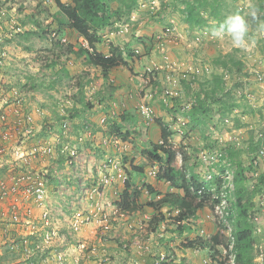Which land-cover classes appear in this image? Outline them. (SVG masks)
<instances>
[{
    "label": "rangeland",
    "instance_id": "1",
    "mask_svg": "<svg viewBox=\"0 0 264 264\" xmlns=\"http://www.w3.org/2000/svg\"><path fill=\"white\" fill-rule=\"evenodd\" d=\"M62 1L72 2V0ZM217 1L220 8V19L209 14L211 9L208 5L206 11L203 12L208 26L197 24L192 26V23L186 21L188 15L187 11L184 12L185 0H145L146 6H139L137 3L133 13V22L130 23L128 30H125L123 25L119 27L117 21L113 25L101 29L100 34L103 39V43L99 45L101 50L109 51V45L115 43L123 50L127 51L129 48L135 52L137 62L131 63L134 66V71L129 67L118 69L120 74L122 69L128 70L129 76L127 78L124 74L125 79H118L119 76L116 73L104 77L95 66H89L84 61V56H77L75 53L72 54L73 52L63 54L62 62L56 67H52V69L45 67L41 58L50 55V53L47 54L44 46L51 44L49 41L39 43L34 39V36L26 37L28 39L21 36L18 37V40L9 42L7 51L11 59L7 61L5 67H12L13 75L16 76L12 79L13 83H21L27 76L33 78L36 82L35 90L39 93L33 95L26 92L29 101L45 103L50 110L55 106L56 109L57 102L64 103L66 98L68 108L76 106L83 108L87 102H91V109L99 111L103 106L109 105L110 109L99 121L100 133L96 134L98 131H95L94 134H90V131L86 132L79 120L72 121V123L70 120L68 121V133L73 132L72 136L82 139H89L90 134L93 135L94 140L98 141L101 135L102 138L103 136L110 138L115 136V134H108L112 127L111 123L122 124V130L130 132V134L127 133V139H123V141L127 143V151L131 148L134 155L132 158L129 157L131 159H126L125 163L128 162V166L132 161L138 162L144 156L143 151L152 146L154 140L159 137L160 128L155 124L154 118H164V121L174 130L171 146L177 151L175 166L179 170L183 168L182 172H187L189 175H191L194 166L199 171L201 179L211 184L213 198L221 196V201L226 200L222 205L225 208L221 206L220 209L214 206L216 202L207 201L204 208L187 221L183 233L176 229L174 238L177 246L183 245V241L188 237L194 238L197 232L192 230L195 229L203 228L209 235L215 234L217 231L227 237L229 234H233L238 219L234 207L236 188L233 176L238 165L237 160L230 155V150L237 152V157L241 158L245 168L247 188L249 190H253L257 186L261 188V191L253 198L254 206L248 219V222L253 224V236L256 238L254 263L260 264L257 259L259 248L260 245L264 247V31L259 26L264 25V0ZM111 4L114 7L122 5L120 0H111ZM262 6L263 8H261ZM1 7L6 14L15 15L26 28L32 23L31 19L33 18L44 26L53 23L54 26L50 29L59 30L55 19L59 8L55 0H11L8 5ZM250 8L256 9L255 17L248 15ZM237 12L245 15L248 20L250 46L247 50L234 48L227 37L224 40H217L211 36V30L215 25H219L217 20L223 21L225 17ZM167 28L171 31L167 32ZM62 33H65L63 37L65 40L68 37H73V35L70 36L72 32L66 25L63 26ZM57 38H59V34ZM139 39H145V42L142 43ZM74 41L73 39L72 42ZM26 46L34 47L33 52H38L41 46L44 49L40 50L39 55H34L29 52L31 50L26 49ZM73 46L74 50L77 49L78 43ZM66 48L68 47L65 46L64 49ZM227 54H233L246 62V67L241 72H232L219 66L217 68L213 66L214 58H225ZM24 62L29 63L30 67L25 66ZM212 70L216 74L223 75L225 81L223 89H219L214 95L215 98L222 97V103H214V100L207 94V90H212L214 85ZM196 75H198L199 81L195 80ZM8 76L10 77L9 74ZM79 82L82 83L81 86ZM186 84L191 86L190 90H187ZM73 95L76 97L74 98ZM199 97L206 99L208 104L214 103V114L207 118V123L195 124L187 112ZM142 105L150 107L149 116L143 111ZM177 105L181 106V111L175 117L168 109H173ZM221 107L224 108L223 112H220L219 108ZM85 109L86 111L90 110L88 106ZM56 114L57 112L53 113V117ZM127 115L129 116L127 120L122 118ZM106 118L108 119L106 120ZM40 120L42 117L37 121L39 126ZM47 121L45 120V122ZM39 126H36V137L33 140L45 138L44 140L48 141L52 135L46 131L41 135V126ZM82 132L83 134H81ZM33 140L30 139V141ZM252 148L254 149L251 151ZM182 150L190 156L189 163L184 166L181 157ZM102 154L103 149L101 148L97 152L95 150L93 152L90 147H85L75 158L76 164L68 166L69 168L66 169V182L62 179L61 185L56 187L54 195L57 192L58 199L51 197L46 206L45 204L35 205L31 202L28 204L30 205L28 210L34 216H39L41 211L47 207L53 215H68L70 213L67 210L73 208L76 202L80 203L83 209L85 206L88 208L92 201L78 199V193L70 185H74L75 182L70 177L79 181V187L84 185L88 178H92L94 171L97 173V168H100L99 165L104 162V157L100 156ZM35 163L39 165L43 162L36 160ZM44 163H49V168H52V165H57L54 160L49 158L44 160ZM152 164H154L152 161L148 162V165ZM139 175H134V178L138 182V186L141 187V199L146 202L150 199L149 196L154 195V192L143 186ZM189 175L187 174V177ZM180 177L182 178V175ZM178 184L181 185L182 182L180 181ZM84 187H81V191ZM162 188V190L158 189L159 192L168 198L182 192L179 189L171 188L168 184H162ZM60 192L63 195H59ZM52 193L53 191H51ZM70 195L77 198H71V201L67 202L66 199ZM112 203L111 200L107 206H111ZM165 212L168 219L166 224L174 228L176 226L174 221H177L175 217L177 205L166 206ZM254 216H257L258 219L255 220ZM258 227H262L261 232H258ZM86 240L94 242V238H90L89 235ZM216 249L218 252L220 251L217 258L223 260V264H227L228 257L224 252L225 249L222 246L216 247ZM206 254V252L201 253V256L194 252L192 259H200L202 262ZM93 259L87 261V264H97ZM218 264L221 263L218 262Z\"/></svg>",
    "mask_w": 264,
    "mask_h": 264
},
{
    "label": "trees",
    "instance_id": "2",
    "mask_svg": "<svg viewBox=\"0 0 264 264\" xmlns=\"http://www.w3.org/2000/svg\"><path fill=\"white\" fill-rule=\"evenodd\" d=\"M56 4L59 8L58 15H56V20L59 23V32H63V26L66 25V27L72 32V34H77L78 38L84 37L89 42V48H84L79 46L78 49L74 50L73 44L67 45L61 42V40H56L54 42V45H52L51 48H46L47 54L50 53V55L41 58L43 61V65L48 68L56 67L58 64L62 62L61 57L63 54L66 53H75L77 56H84V61L89 65H95L102 69V74L104 77H108L110 71L119 68L121 66L125 67H131L130 64L132 62L137 61L135 59V54L131 51V49L128 48V50H123L120 48V46L115 45V43H111L109 46L108 53H105L103 50L100 49L99 45L103 43L102 35L100 34V30L109 27L110 25H113L115 21L117 22H123L130 19L132 16V13L136 9V5L139 0H120L122 5L114 7L111 4V0H72V2H64L62 0H55ZM186 6L184 8V12L187 11L188 17H186V21L189 23H192V26L195 24L205 26L209 25L206 24V18L203 14L204 11H206L207 5L210 7L209 14L212 16H215L219 18V6L217 5V0H185ZM8 0L2 1V4L0 5V25H1V19L6 15V12L2 13V7L4 5H8ZM9 7V6H8ZM263 8V6L261 7ZM264 9V8H263ZM220 19V18H219ZM218 24L222 22V20H217ZM38 26H41L39 22H37ZM217 25H215L216 27ZM65 29V28H64ZM48 31H43L39 35L42 37L47 36ZM25 39H28L23 36ZM142 43L145 42V39H139ZM14 41V40H13ZM131 44V43H130ZM55 46V47H54ZM58 46L59 48H57ZM67 46L68 48L64 49V47ZM26 49L32 50V46H26ZM213 66L214 67H222L227 71L232 72H241L246 67V62L242 61L241 59L235 57L233 54H227L225 58H214L213 59ZM134 68L131 67V70ZM8 70H12V68H8ZM211 74L213 75V88L212 90H207L208 96L214 100V103H222V97H214L215 92L223 89V86L225 84V81L223 79V75L216 74L214 70H212ZM195 80L199 81L198 75ZM16 78V76L13 75V73H10V83L7 86H21L23 89H31L34 88L36 85V82L33 80V78H29V76L24 77L21 83H13L12 79ZM155 83L159 84V82L155 81ZM81 82H79V85L81 86ZM187 90L191 89V86L189 84H186ZM213 93V94H209ZM76 95V94H75ZM73 95L75 98L76 96ZM216 99V100H215ZM213 102V101H211ZM210 102V103H211ZM208 104L206 102V99L198 98V101L193 104L192 108L187 112V115L193 120V122L196 124L198 123H207L208 117H211L214 114V107L213 104ZM225 104V103H223ZM76 106V105H75ZM86 106H88L90 109L92 108L91 102H87L86 105L83 106V108H77L72 107L68 108L66 113L63 115H56L55 117L50 118L47 122H44L40 124L41 126V135L44 134V132H50L49 127H51L52 130H61V133L63 132L62 123L63 120L66 119H72V120H80L81 122L86 119L84 117V113L86 111ZM109 106H103V108L107 109ZM220 112L224 111V108H219ZM171 114H173L175 117H177L178 114H180L181 106L177 105L176 107H173V109H168ZM46 115H44L45 117ZM123 119L127 120L129 116H122ZM108 119V118H107ZM42 121V120H40ZM91 123L94 125L93 129L94 131H99L100 126H96V124L91 121ZM155 123L159 126L161 130V141L162 143H154L152 144V147L145 150V154L147 157L153 161H158L161 163V167L159 169L157 178L158 181L165 179L172 183V185H176L179 180V171L176 170L174 166V162L176 159V150H174L171 146V137L174 133V130L164 121L163 117L155 118ZM48 124V125H47ZM112 124V127L110 128V131H108V134H115V137H121L127 138L128 134H130L129 130H122L123 125L120 123ZM39 126V127H40ZM97 127V128H96ZM103 129V128H102ZM83 134V132L81 133ZM71 142V145H76V140L69 139ZM82 142V143H81ZM79 146V151H82L85 149V147H90L97 152L98 149H103V142H101V139L98 140L96 143H91L90 139H82ZM254 148L250 149L251 151ZM182 157L184 164L186 165L187 162L190 161V156L188 153L184 150H182ZM99 154V153H98ZM230 155L233 157V159L237 160L238 168L235 173L234 177V184H235V193H236V202L234 203V207L236 210V215L238 217L236 221V229H235V248L237 251V258H236V264H255L254 258L256 256V238L253 236V224L247 222L248 221V215L254 206L253 198L254 196L261 191L260 186L255 187L253 190H249L246 185V175H245V168L243 165V162L241 158L237 157V152H234V150H230ZM100 156H103L100 155ZM104 157V156H103ZM104 159V158H103ZM61 160H64L61 158ZM101 164V169L105 170L107 169V166L109 167V162L103 160ZM64 162V161H62ZM133 162V161H132ZM61 165H63L61 163ZM112 165V163H111ZM112 167V166H111ZM131 168L127 167V179L124 182V188L122 191H118L119 200H117L115 203L117 207L120 209H123L125 211H131L135 209L136 207H139V205H145L141 203V194L142 190L141 187L139 188L138 182L134 178V175H138L139 173H144V169L142 166H136L131 163ZM96 169V166H95ZM98 172V170H96ZM185 175V172L182 174V176ZM51 181L55 182L56 179L50 178ZM72 180L75 182L74 185L70 184L71 187H73L74 191L76 193H81V187H90L92 188L97 184L98 181V175L94 171V175L92 178H88L85 181V184L79 187V181L77 179ZM185 180L184 184L182 185L185 193L184 195L179 194H173L172 198H164L163 200L159 201H151L148 202L149 206H153L156 209H161L164 205H177V208H179V214H178V220L184 221L186 218L194 214V211L198 208H202L203 202L205 201V198L199 199L200 195L198 194L199 190L203 186V184L200 182V175L197 173L196 168L193 166L191 170V176L190 179H187L185 176L183 178ZM187 180V181H186ZM148 189L152 192L155 191V187L151 184L146 185ZM79 188V191H78ZM194 190H193V189ZM207 191V189H206ZM74 194V193H73ZM71 198H76L72 195L68 196L66 199L67 202H70ZM83 206H81L80 203L76 202L73 208L67 210L70 214L75 212L78 209H81ZM165 214L161 212V217L159 219H164ZM158 218H155L152 223L156 224L159 221ZM214 241L212 243L209 242L210 249H213L215 251H218L216 247L218 245L226 244V238L223 234L218 232L213 238ZM38 240L35 239L33 236L30 238V244L31 246L34 245ZM203 239L197 238L194 240H190L187 242V245L189 247H203L204 242H202ZM22 244V243H21ZM119 247H122V243H119ZM227 247V246H226ZM205 248V247H203ZM9 257L11 259H15L18 257V254L16 252H10L8 253ZM45 255V254H44ZM7 257V254H6ZM167 264V263H166ZM169 264H175V263H169Z\"/></svg>",
    "mask_w": 264,
    "mask_h": 264
},
{
    "label": "built area",
    "instance_id": "3",
    "mask_svg": "<svg viewBox=\"0 0 264 264\" xmlns=\"http://www.w3.org/2000/svg\"><path fill=\"white\" fill-rule=\"evenodd\" d=\"M170 31L171 29L167 28V32ZM3 43L4 40L0 34V208H3L0 211V222L6 224L4 239L7 237L6 242H9L6 244L10 246L12 252L18 254L15 258H19L18 264H71V262L87 264V261L92 258L97 264H116L105 253L104 242L108 240L115 227L111 222L112 212L106 209L102 201L104 196L99 185L92 188L84 187L79 193L78 199L81 201H92L89 206L87 205L88 208L82 207L71 213L66 220H62L64 225L68 222L66 232L70 242L62 241L65 248L59 249L54 246L55 240L62 238L63 226L58 225L52 211L45 207L39 216H34L28 210L30 208L28 204L31 202L35 205H48L51 196L50 188L53 185L50 178L61 179L63 175V172L56 167L49 168L44 160L49 158L57 161L61 155H67L71 157L68 164L73 165L78 156V147L77 143L70 144L69 139L73 138L68 133L69 119L63 120L62 133L61 130H52L49 127V134L52 137L48 138V141H45V138L33 140L36 137L37 120L44 117L45 111L31 104L28 94L21 86H7L11 81L6 76L4 68L9 53ZM142 109L149 116L150 108L142 105ZM63 114L64 111L61 115ZM74 140H82V138L75 137ZM36 160L43 163L36 165ZM113 179L114 175L111 173L104 181L106 183ZM7 200L8 204L2 205ZM225 201L223 200L222 204ZM60 215L64 218L66 214ZM254 219L257 220L258 217L254 216ZM13 225L15 230L11 228ZM89 225L97 227L98 243H91L82 235ZM257 230L261 232L262 227H258ZM13 231H16L18 235H10ZM63 232L65 233L64 230ZM32 236L38 241L31 246ZM12 237L13 239L10 240ZM229 237V244L223 248L227 253V264H235V237L233 234H229ZM263 249L264 247L260 245L257 257L260 264H264ZM120 264L139 263L132 259Z\"/></svg>",
    "mask_w": 264,
    "mask_h": 264
},
{
    "label": "clouds",
    "instance_id": "4",
    "mask_svg": "<svg viewBox=\"0 0 264 264\" xmlns=\"http://www.w3.org/2000/svg\"><path fill=\"white\" fill-rule=\"evenodd\" d=\"M2 1H6V0H0L1 3H2ZM8 2L10 3L11 0H8ZM138 4H139V6H146L145 0H139ZM1 11L3 13L4 9L2 8ZM133 13H132V16L130 17L129 20L123 21V22H117L118 26L120 27L121 25H123L125 30H128V28L130 27V23L133 22ZM256 14H257V11H256L255 8H250L249 9V11H248V15L249 16L255 17ZM31 21H32V23L28 25V28H26L25 26H23L22 23H20V21L17 20V17L15 15H10L9 13L6 14L1 19V25H0V34L2 35L3 40H4L3 45H5L7 47V45H10L9 42H13V40L14 41L18 40V37H21V36L25 35V36H28V38H30V36H34V39L36 41H39V43H42L43 41H49L51 45L48 44L47 46H44L45 49H46V47L47 48H51L52 45H54V42L57 39L61 40L62 43H67V42L73 43V44L78 43V47L81 46V47H84V48H89V42L83 36L78 38L77 34H71L70 36L73 35V37H71V38L68 37L65 40V38H63L65 33L59 32L60 28H59L58 31L50 29V27L54 26L53 23L51 25H49V26L47 24H46V26H44L37 19H33L32 18ZM37 22H39L41 26H38ZM57 25L59 27V23L58 22H57L56 26ZM48 27H49L50 30L48 29ZM259 27H260V29L262 31H264V25H260ZM43 31H48L46 37H44V36L42 37L41 35H39ZM58 34H59V38H57ZM211 36L213 38L217 39V40H224L227 37V38L230 39V43L232 44V46L234 48L247 50L249 48V46H250L248 20H247L245 15H242L239 12L231 14V15L225 17V19L222 22H220V24L217 27H214L211 30ZM45 39H47V40H45ZM73 39L75 40L74 42H72ZM44 48H42V46H41L38 52L37 51L33 52L32 50L29 51V52L30 53L32 52V54H34V55H39L41 53L40 50L44 49ZM132 52L135 54L134 51H132ZM105 53H108V51H106ZM30 56H32V55H30ZM10 59L11 58L9 56L7 61L10 60ZM7 61H6V63H7ZM135 62H137V61H135ZM24 63H25V66H27L29 64V63L26 64V62H24ZM92 66H95V65H92ZM130 66L134 67L131 64H130ZM28 67H30V66H28ZM95 67L99 71L102 72V69L100 67H98V66H95ZM124 67L125 66H121L119 68H124ZM131 67H129V68L131 69ZM8 68H12V67H8L7 66V67L4 68V71L5 72L8 71ZM10 73H13L12 70L6 72V76L9 79H10V77L8 76V74L10 75ZM35 89H36L35 87L31 88V89H25V92L31 93V91H35ZM33 95H36V94H33ZM31 104L35 105V106H37L39 108H42L45 111V115L46 116L42 118V121L39 122L40 124L44 123L45 120L47 121L50 118H52L53 117V113H55V112H57L56 115H59V114L61 115L62 111H64V113L68 112L65 108L69 107V106L64 105L63 102L62 103L61 102H57V104H58L57 105V109H55V107H56L55 106V107H53L54 108V111H53V108H51L52 110H50L49 107H46L47 104H45V103L41 104V103H38V102H31ZM31 108H32V106H31ZM51 113H52V115H51ZM155 118H158V117H155ZM155 118H154V122H155ZM69 120H70L71 123H72V121H75V120H72V119H69ZM106 120H107V118H106ZM91 121L92 120H88V118H86L82 122L80 121L79 123H82V125H83L82 127L84 128V130L86 132L90 131V134H94V132H95L94 129L95 128L93 129L94 125L91 123ZM37 126H39V125H37ZM71 133H73V132H69L70 136H72ZM98 133H100V132L98 131L96 134H98ZM90 134H89V139L91 140V143H95V145H96V143L98 141L94 140V138H92L93 135H90ZM75 137H78V136H72L73 140L75 139ZM107 137L108 136H103V138H102V135H101L100 139H101V142H103V156H104V160L109 162L110 166H109V168H107L105 170H102L101 169V164L99 165L100 168H97L98 172L96 173L98 175V181H97L96 185H99L100 189L103 192L104 198H103L102 201H104V205H105L106 209L108 211L112 212L111 222H112V224H113V226L115 228H118V225L121 224V222H123L124 225H125V228H126V232L128 234L134 235V236H138L137 228L142 229V228H146V226H147L148 228H151L154 231L159 230V229H163V230L167 231L168 234H169V241H170L169 243L175 242V243H173V246L169 245L170 248L172 250H174V248L177 247V242L175 241V238H174V237H176V233H175L176 229H178L181 233H183L182 231L185 229V225L187 224V221L189 219H192V217L195 216L197 214V212H200V210H202L204 208V206H205L207 201L216 202V204L214 205V206H216V208L217 207H221L223 205L222 201H221L222 197L218 196V198H213V194L211 193V184L208 181H205V180L201 179V177H200V182L203 184V186L201 187V189L198 192V194L200 195L198 200L202 199V198H205V201L203 202V205H202L203 207L202 208H198L197 210H195L194 214H192L191 216H189L188 218H186L184 221H181V222L178 220V214H179V210L180 209L177 208V214L175 215L177 221H174L176 226L173 228L172 226H169L168 224H166V221H168L167 213L165 212L166 206L164 205L161 209H156L153 206H149L148 202L163 200L164 198L167 197L166 195H162L159 192V190H158V189H160V190L163 189L162 188V184H168L173 189L174 188L179 189L182 192H180L178 194L181 195V196L184 195L185 191H184L182 185L184 184L185 180H183V178L185 176L187 179H190L191 175H189V173L185 172V175L182 176V178H181L180 176L184 173V172H182L183 168L181 170H179L174 164L176 170L179 171V175H180L178 182L181 181L182 184L179 185L178 182H177V184L174 186V185H172V183L170 181L165 180V179H162V180L158 181L157 175H158L159 169L161 167V163H159L158 161H153V160L149 159L147 157V155L144 153L145 151H143L144 156H142V158L139 160L140 162L139 161L138 162L133 161V163L130 162V165L132 163V164H134L136 166H142L143 167V169H144L143 172L144 173H139L140 174L139 177H140V179H142L143 186L145 188H148L146 186L147 184H151L152 186L155 187L154 195L149 196L150 199L148 201H146V202H143L141 197H140V199L142 201L141 203H143L145 205H139V207H136L135 209H133L131 211H125L123 209H120L119 207H117V205L115 203L117 200H119V195H118L117 192L118 191L119 192L122 191V189L124 188V186H122V185H124V182H125V180L127 179V176H128L127 167L131 168L130 165L129 166L127 165L128 162L125 163V161H126L127 158H129V157L132 158V156H134V155L131 152V148L127 151V147H128L127 143L123 141V139L126 140L127 138H124L123 136L118 137V138H116L115 136L113 138H110V137L107 138ZM80 141H82V140H76L75 142L77 143V145L80 146V143H79ZM170 142H172V141L170 140ZM154 143H162V141H161V130L159 132V137L156 140H154V142L152 144H154ZM79 146H77V147L79 148ZM150 147H152V146H150ZM150 147H147L146 149H148ZM114 148H115V150L118 153H115L113 151ZM79 153H80V151L78 149V155H79ZM176 153H177V151H176ZM126 155H127V157L125 158ZM181 157H182V153H181ZM61 158H63L64 160H61ZM69 158H71V157L67 156V155H61L60 157H58V160L55 161V163L57 165H52V169H54L56 167L57 170L63 172L62 178L61 179L55 178L56 181L53 182V185L51 186V188L54 187V190H53L54 192L56 191L55 190L56 187L58 188L59 185H61L62 179H63V181H65V177H66L65 173H67L65 171H66L67 168H69L68 166H72V165L68 164ZM131 158H129V159H131ZM176 158H177V154H176ZM62 161H64V162H62ZM149 161H152L154 164L148 165ZM175 161H176V159H175ZM182 161H183V157H182ZM61 163L62 164L64 163L66 168L63 165H61ZM111 163H112V165H111ZM75 164H76V162L74 163V165ZM187 164H188V162H187ZM184 165L185 164H184V161H183V166ZM111 173L114 175V179L112 181H107L105 183L104 179H106V177H109ZM197 173H199L198 170H197ZM187 174L189 175V177H187ZM234 177H235V175H234ZM70 178L71 179L72 178L75 179L74 177H70ZM114 183H116V184H114ZM233 183H234V180H233ZM119 185L121 186V189H119V188L115 189L114 188V186H119ZM51 188H50V190H51ZM206 189H207V191H206ZM147 193H148V190H147ZM59 195H63V194L60 192ZM78 195H79V193H78ZM112 195L114 196V199L112 200L113 203H112L111 206H107V204L111 201L110 199H111ZM161 212L165 214L164 219H159L161 217ZM69 215L70 214H68L67 216H69ZM138 215H143L142 219H138ZM249 217H250V213L248 215V219H249ZM155 218H158L159 221L156 224H153L152 221ZM138 223L141 224L140 227L137 226ZM144 223H145V225H143ZM168 227H171V228H168ZM172 229H174V230H172ZM188 231H190V230H188ZM192 231H196L197 232L196 236L194 238L188 237L187 240L183 241V245L178 246V247H180L179 249L185 251V255L183 256L182 263H180V264H213L214 262H217L216 264H218V262L223 264V260H219L217 258V255L220 254V251L218 252V251H215V250L210 249L209 247H207V246H209V242L212 243L214 241L212 238L219 231L215 232V234H212V235H209L208 232L205 231L203 228L202 229H198V230L195 229V230H192ZM158 232H157V234H158ZM111 233H110V236H111ZM234 235H235V230H233V236ZM114 237L115 238H112L113 240H117L118 239V237L115 234H114ZM197 238L203 239V241H202V242H204V246L203 247H205V248L200 247V246L189 247L187 245L188 241L194 240V239H197ZM225 238H226V244L223 243V245H218L217 247H219V246L226 247L229 244L230 237L229 236L228 237L225 236ZM153 242H149V241H143V242H140V243H136L135 242V245L138 248L137 253H139L140 249H141V252H145L147 255L152 254L154 252L153 251ZM121 243H122V248L123 249H127L128 248V245L126 244V242H121ZM234 244H235V242H234ZM139 247H140V249H139ZM129 248H131V247H129ZM235 251H236V248H235ZM187 252H189V256H190L189 260H188ZM194 252H197L200 255H201V253H205L206 252L207 254L205 256L204 261L201 262L200 259L199 260H195L194 258L192 259V253H194ZM171 255L159 254L158 255V260L154 264H166L168 262V260H169V256H171ZM174 255H177L175 250H174ZM236 256H237V251H236ZM177 258H178V256H177ZM132 259L137 260V262L139 264H142L141 259H139L137 257H132L128 261H132ZM71 264H73V263L71 262Z\"/></svg>",
    "mask_w": 264,
    "mask_h": 264
},
{
    "label": "crops",
    "instance_id": "5",
    "mask_svg": "<svg viewBox=\"0 0 264 264\" xmlns=\"http://www.w3.org/2000/svg\"><path fill=\"white\" fill-rule=\"evenodd\" d=\"M104 52H106V51L104 50ZM26 55H28V54H26ZM27 66H29V64ZM118 69L119 68L110 71L109 75L111 76L112 73H116V75L119 76L118 79H125L126 76L128 78V76H129V73L127 72L128 70L126 71V69H122L123 71L120 74L118 72ZM124 83H126V82H124ZM41 90H43V89L41 88ZM31 93L37 94L39 92L35 90V91H31ZM117 99H119V98H117ZM67 102L68 101L66 98V100H64V105L69 106L67 104ZM98 103H100V102H98ZM109 109H110V106L107 109L102 107V108H100L99 111H97V109L96 110L90 109L84 113V117L88 118V120H92L96 124V126H99L100 125V123H99L100 118L103 117L104 114L107 113V111ZM94 111H97V112H94ZM74 133L77 134L76 132H74ZM113 151L115 153H118L115 150V148ZM47 165L49 167L50 164L48 163ZM43 166H45V164ZM63 166L65 167L64 163H63ZM114 184H116V183H114ZM114 188L115 189H118V188L121 189V186L120 185L114 186ZM51 191H53V188H51ZM51 197L58 199L59 196H58L57 192L54 195V191H53L50 198ZM113 199H114V196L112 195L110 200H113ZM7 204H8V200L5 201L2 205L6 206ZM2 210H3V208L1 207L0 211H2ZM142 217H143V215H138V219H142ZM67 218H68L67 215H65L64 218H63V215H60V214L54 215V219H57L58 225L63 226V229L61 231V233H63L62 238L60 240H55V242H54V246L59 248V249H60V247L65 248V244L62 243V241H65V243L69 242V239L67 237V232H66L68 222H67V225L66 224L64 225L62 222L63 219L66 220ZM5 225L6 224L0 222V264H18L17 261L19 260V258L15 259V260L8 258L9 257V255H8L9 250H10V252H12V251L10 249V246L8 244H6V243H9L8 241L6 242L7 237H6V239H4V237H5V235H4ZM143 225H145V223ZM137 226L140 227L141 224L138 223ZM11 228H13L14 230L16 229L15 225L11 226ZM63 230L65 231V233L63 232ZM97 232H98V230H97L96 226L89 225L84 229V232L82 235L84 237L85 236L88 237V235H89L90 238H94V242H97ZM137 232H138V236L128 234L126 232V228H125L124 223L121 222V224L118 225V228L113 229L111 236L107 238L108 240H106L104 242L105 243L104 248H105L106 255L110 256L111 260L115 261L116 264H120L122 262L128 261L132 257H137V258L141 259L142 264H154L158 260L159 254H167V255L172 254L171 256H169V260H168L167 264L168 263H175V264L182 263V259H183V256L185 255V251L179 249L180 247L177 246L174 248L177 255H174V250H172L170 248V246H173V243H175V242L169 243L170 242L169 241V234L167 231H165L163 229H159V230L154 231L153 229L148 228L146 226V228H142V229L137 228ZM157 232H158V234H157ZM11 234H13L14 236L18 235V234H16V231L10 232V235ZM114 234L118 237L117 240L112 239V238H115ZM11 239H13V237L10 238V240ZM143 241H149V242L154 241L153 242V251L154 252L152 254L147 255L145 252H141L140 247H139L140 252L137 253L138 248L136 247L135 242L140 243ZM119 242H126V244L128 245V248L123 249L122 247H119ZM129 247H131V248H129ZM6 254H7V257H6ZM187 255H188V260H189V258H190L189 252H187ZM177 256H178V258H177Z\"/></svg>",
    "mask_w": 264,
    "mask_h": 264
}]
</instances>
